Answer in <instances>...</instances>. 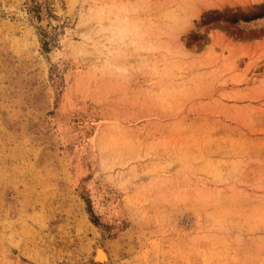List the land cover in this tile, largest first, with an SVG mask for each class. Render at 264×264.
<instances>
[{
	"label": "rangeland",
	"instance_id": "374dc122",
	"mask_svg": "<svg viewBox=\"0 0 264 264\" xmlns=\"http://www.w3.org/2000/svg\"><path fill=\"white\" fill-rule=\"evenodd\" d=\"M0 264H264V0H0Z\"/></svg>",
	"mask_w": 264,
	"mask_h": 264
},
{
	"label": "bare ground",
	"instance_id": "6f19581e",
	"mask_svg": "<svg viewBox=\"0 0 264 264\" xmlns=\"http://www.w3.org/2000/svg\"><path fill=\"white\" fill-rule=\"evenodd\" d=\"M103 20L106 21L104 24L106 26V33H103L101 35L107 34L108 37L110 35L109 37L110 39L123 40L127 33L131 34L133 32L129 24H124V26H121L120 22L117 21L111 23L110 21H107L108 16H105ZM191 24H192L191 17L188 16L187 14L181 18V20L178 22V25L175 27L176 30L173 33V38L175 43L181 44L180 34L182 33L183 30H186L189 26H191ZM95 27L97 28V26ZM94 258L97 262H101V263H105L108 260L107 253L100 245H96Z\"/></svg>",
	"mask_w": 264,
	"mask_h": 264
}]
</instances>
